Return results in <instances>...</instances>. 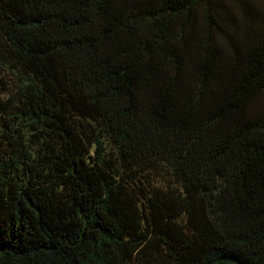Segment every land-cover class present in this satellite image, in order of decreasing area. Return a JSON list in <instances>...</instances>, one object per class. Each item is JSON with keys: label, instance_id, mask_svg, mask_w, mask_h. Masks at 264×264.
Listing matches in <instances>:
<instances>
[{"label": "trees", "instance_id": "obj_1", "mask_svg": "<svg viewBox=\"0 0 264 264\" xmlns=\"http://www.w3.org/2000/svg\"><path fill=\"white\" fill-rule=\"evenodd\" d=\"M213 1L0 0V264H264V14Z\"/></svg>", "mask_w": 264, "mask_h": 264}, {"label": "rangeland", "instance_id": "obj_2", "mask_svg": "<svg viewBox=\"0 0 264 264\" xmlns=\"http://www.w3.org/2000/svg\"><path fill=\"white\" fill-rule=\"evenodd\" d=\"M245 10H258L264 14V0H214L213 1V18L219 26L224 27L230 32H235L239 28L244 30L247 20L244 17ZM200 23L202 27H207L204 18L200 16ZM236 23V26L233 24ZM218 32V30L216 29ZM220 41L222 40L219 39ZM227 42L223 41L226 46ZM7 95L0 92V100ZM3 127L0 124V145L3 143Z\"/></svg>", "mask_w": 264, "mask_h": 264}]
</instances>
